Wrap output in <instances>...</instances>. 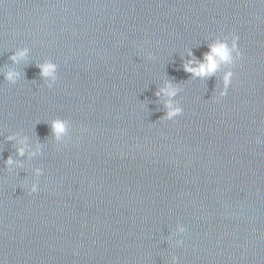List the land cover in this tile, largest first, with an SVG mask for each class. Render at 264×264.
I'll return each mask as SVG.
<instances>
[{
	"label": "water",
	"instance_id": "obj_1",
	"mask_svg": "<svg viewBox=\"0 0 264 264\" xmlns=\"http://www.w3.org/2000/svg\"><path fill=\"white\" fill-rule=\"evenodd\" d=\"M232 35L221 96L184 64ZM0 264H264V0H0Z\"/></svg>",
	"mask_w": 264,
	"mask_h": 264
},
{
	"label": "clouds",
	"instance_id": "obj_2",
	"mask_svg": "<svg viewBox=\"0 0 264 264\" xmlns=\"http://www.w3.org/2000/svg\"><path fill=\"white\" fill-rule=\"evenodd\" d=\"M239 37L236 35H232L231 40L229 41L228 37L218 38L212 44L208 45L209 51L206 52L203 56L202 60H197L190 58L184 64V70L190 73L193 77L206 78L215 75L218 71L223 69L222 75V90L219 95L223 96L226 94L228 87L231 84V79L233 76V72L231 71V66L234 64V61L241 56V52L238 48ZM28 49L21 48L18 49L10 59L14 62H17L27 56ZM192 54L189 52V57ZM40 68L41 76L46 79V83L48 87H52L53 83L57 79V65L51 61L46 60L43 64L38 65ZM226 69V70H224ZM5 79L13 84L17 82L20 78V73L15 71H8L4 74ZM180 88L175 86L172 82L166 81L162 88H160L156 95L159 97L163 95L165 97V109L166 114L164 118L173 119L174 117L180 115L182 113V108L179 106L178 102L175 101V97L178 95ZM51 129L54 135V138L57 142H60L64 139V137L68 134L69 131V122L63 119H54L51 121ZM15 137H8L9 140L14 139ZM27 138H23L20 140L21 146L18 147L17 153L20 156L25 154V150L28 147L26 143ZM40 153V145L37 144L35 150L29 151V157L36 156ZM6 166H12L14 163L17 166H22L19 162H14L11 157L6 160ZM35 174L39 176L42 173L40 168H36ZM38 190V186L36 183L31 185L30 191L36 192ZM179 232H184L185 228L183 226H178ZM179 244L180 241H177ZM175 257H173V261H175Z\"/></svg>",
	"mask_w": 264,
	"mask_h": 264
}]
</instances>
